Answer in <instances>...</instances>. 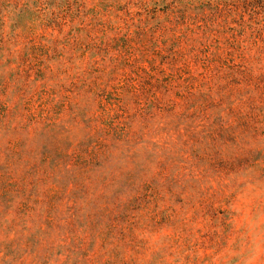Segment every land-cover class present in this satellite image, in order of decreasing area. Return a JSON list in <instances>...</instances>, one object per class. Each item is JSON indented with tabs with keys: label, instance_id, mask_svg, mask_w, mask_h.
I'll use <instances>...</instances> for the list:
<instances>
[{
	"label": "rangeland",
	"instance_id": "374dc122",
	"mask_svg": "<svg viewBox=\"0 0 264 264\" xmlns=\"http://www.w3.org/2000/svg\"><path fill=\"white\" fill-rule=\"evenodd\" d=\"M0 264H264V0H0Z\"/></svg>",
	"mask_w": 264,
	"mask_h": 264
}]
</instances>
